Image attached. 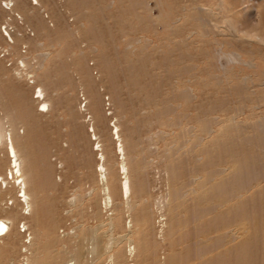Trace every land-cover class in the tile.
Here are the masks:
<instances>
[{"label":"rangeland","instance_id":"obj_1","mask_svg":"<svg viewBox=\"0 0 264 264\" xmlns=\"http://www.w3.org/2000/svg\"><path fill=\"white\" fill-rule=\"evenodd\" d=\"M263 5L264 0H0V89L7 108L0 104L1 218L15 208L6 136L12 133L21 152L29 145L44 157L36 161L33 211L20 206L23 218L14 222L21 236L11 225L9 239H0V248L17 240L4 264H26L35 256L36 264H80L75 253L81 249L86 264H113L88 252L93 241L75 246L82 232L107 231L110 219L121 235L114 264H149L155 251V264H166L172 249V264H264V144L255 143L263 137L255 126L264 125V40L247 34L258 26ZM40 88L49 107L39 106ZM21 94L28 114L20 111ZM114 124L124 157L112 136ZM200 133L203 163L190 157L191 145L184 147ZM249 157L253 175L247 181L218 187L235 179L224 174L208 185L210 197L191 193L196 173L237 168ZM48 163L54 188L43 180ZM126 175L131 198L123 194ZM34 184L29 182L33 196ZM138 184L146 206L135 205ZM174 189L181 198H174ZM159 201L166 203L162 215ZM139 209L150 213L144 232L149 253L138 237L132 243L123 238L138 228ZM28 227L37 230L31 249Z\"/></svg>","mask_w":264,"mask_h":264},{"label":"bare ground","instance_id":"obj_2","mask_svg":"<svg viewBox=\"0 0 264 264\" xmlns=\"http://www.w3.org/2000/svg\"><path fill=\"white\" fill-rule=\"evenodd\" d=\"M34 1L37 2V0H34ZM15 7H19L22 9L21 5L15 6ZM257 16H258V20H257L258 26L255 29L248 31L247 34H249L253 37L259 38L261 40H264V5L258 10ZM261 25H263V27H261ZM41 28L43 29L42 26H41ZM217 62H219V60H217ZM1 70H2V68H1ZM4 92L5 91L0 89V104L4 107V109L7 110V108L4 104V101H5V97H3ZM39 93L44 96L42 99V103L40 102L39 106L42 105L43 107H49V105L47 103H44L45 95H44V91L41 88L39 89ZM20 101H21V103H20ZM27 103H28V101H27L26 97L23 94H21L18 105H21L20 111H22V112L25 111L26 114H28V111H29L26 109ZM232 124H234L233 121H232ZM255 130L261 131V134H263V137H258L256 139L255 143L256 144H259V143L264 144V125H262L261 123H258L255 126ZM210 131H211L210 129L207 131L208 136H209ZM112 136H114L115 140H117L116 145H117V150H118L119 154L123 155V157H124L126 155L125 148L122 145L119 126H117L116 124H114V126H113ZM2 137H3V131H2V128H0V147H1V138ZM194 141L192 143H189V142L185 143L184 147L187 148V146L191 145V156L190 157L193 160H197V161L203 163L205 161V158L201 157V155L205 154V152H203L204 151L203 150L204 143H205L203 135L200 133L199 135L196 136V139ZM5 149L7 151V155H8L9 161H10L9 172H10L12 179H14V182H15L13 189L10 190V193H13V196H14L15 201L12 204H15V208H13V207L10 208V210L6 214V218L0 217V239L9 237V234L11 231V228H10L11 225H13L12 230H13L15 236L16 237L21 236L20 233H16V226H15L14 222L20 218H23V215L19 211L20 206L22 207L23 211L28 210V213L30 215L33 211L35 199H37V197H38L37 195L39 193V186H38V184H39V168H38V166H36L37 165L36 161L41 162L42 157H43L42 155H39V153H38L40 151L39 149L35 150V149H33V147H31L29 145L23 150V152H21L15 146L14 136L12 135V133H9V138H8V136H6ZM32 152H34V153H32ZM195 152L198 153L197 156H196ZM23 154H25V156ZM40 157H41V159H40ZM101 159H102V161L99 164V171H100L101 176H102L101 180H102V185H103V189H104L103 191H105V195H106L105 196V207H106V205L109 204L111 197H110V192H109L110 188H109V182H108V177H107V172H106L107 169L105 166V157L103 154H102ZM125 159L122 160L121 165H122V169L125 171V173L128 174L129 168H128V165H127ZM250 159H251V157H249V161L247 159L248 163L246 161L244 163H243V161L239 162L236 166L237 168H233L231 166L226 171L222 169V170H217L213 173H208L205 175L200 174V173H196L192 178L193 189L191 190V193L194 195L197 194L200 197H204V198L210 197L212 191L208 190V185L217 181L218 177H221L224 174H226L232 178L235 176V179L234 180H227L224 182L220 181L218 183V187L222 188L225 184H228V185H231V184L240 185V184H242L243 182L247 181V179L253 175L252 165L250 166V162H251ZM24 162L26 163V165L28 162L31 165L30 167L27 166L31 169L30 173H26L25 169L23 168ZM43 164H45V163H43ZM53 168H54L53 165H50V163H48L47 169L45 168V171H43V180L46 181L50 185V187H52V188H54L57 185L55 179H53V177H52ZM46 174H47V177L44 176ZM3 181L5 182L4 179H3ZM29 182L31 184L35 183L34 185H36L35 188L32 187L34 189V191L36 189L35 196H33L29 191V189H30L29 188L30 187ZM17 183H19V185H17ZM16 190H17V194H18L17 196H15ZM136 190H137V193L140 195V198H139V201H137V202L135 201L136 202L135 205L139 204V203H143L146 206V203L149 200L143 194L144 193L143 185L138 184L136 187ZM123 194L126 196L128 195L127 198L132 197V185H131V182H130L128 175H126V180L123 182ZM176 195L179 196V198L182 197L174 189V191H173L174 198L176 197ZM233 197H236V196L234 195ZM172 200H173V198H172ZM219 202L220 201L218 200L217 204ZM131 203L132 202H128V205L130 206L129 209L130 208L133 209V206ZM165 204H164V202L159 201L158 211H160L161 215L165 209ZM206 212H207L206 210L202 211V213H206ZM149 214L150 213H148L146 211V209H139L137 211V215L135 216L136 222L138 224L137 225L138 228L135 230L131 229V232H129L125 236H123V238H127L131 243L134 242L136 237H138L139 247L144 249L146 253H149V251L151 249L150 239L148 237L144 236V232L146 230V224H147L148 218H150ZM24 215H25V213H24ZM26 225L27 224L24 223V227H26ZM109 228L111 230H109ZM27 230H30V233L27 236V239L29 236H30V239H29V241L26 242V244H27L26 248L31 249L35 245V241L37 239V230L31 231L30 227H28ZM84 233L85 232L81 233L82 238L78 242V244H76L75 246L81 247L82 243L84 241H87V242L93 241L92 247H91V249L88 250V252L92 253V255L96 254L97 259L108 256V259H110L111 263L113 262V264H114L115 263L114 252L116 251V248H117L116 247V240H118L116 237L121 236V235L116 233L113 220L110 219L108 221V230L103 232L102 234H98V232H93V233H88V235H87ZM216 233H218V230H216ZM215 235H217V234H215ZM54 238L57 239V236H54ZM218 238L220 241L221 237H217L215 240L218 241ZM16 243H17V240H15V241L10 240L2 248H0V264H4L8 261L7 259L4 258V256H5V254H8L10 252L11 246H13ZM86 246L87 245H85V247ZM63 247L64 248L66 247V243H63ZM153 253H154V255H153L152 263L150 262L149 264H155V262H156L155 261L156 251ZM85 258H86L85 254L82 251V249L79 250V252L75 253V259L78 262H80V264L88 263V262L84 263ZM94 258H96V256ZM149 258L150 257L144 259V261H146L147 259L149 261L150 260ZM32 259H35V260L29 261V259H27L26 264L39 263L40 258H38L37 256H35ZM176 259H177L176 253L173 252V249H172L171 254L168 257L166 264H172L174 261H176Z\"/></svg>","mask_w":264,"mask_h":264}]
</instances>
